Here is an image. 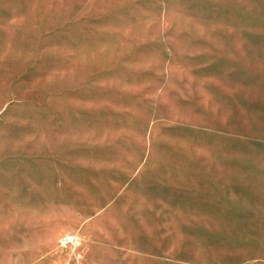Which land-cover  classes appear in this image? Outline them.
Listing matches in <instances>:
<instances>
[{
	"label": "rangeland",
	"instance_id": "1",
	"mask_svg": "<svg viewBox=\"0 0 264 264\" xmlns=\"http://www.w3.org/2000/svg\"><path fill=\"white\" fill-rule=\"evenodd\" d=\"M0 58L53 163L38 216L0 204V264H205L206 233L264 264V0H0Z\"/></svg>",
	"mask_w": 264,
	"mask_h": 264
},
{
	"label": "crops",
	"instance_id": "2",
	"mask_svg": "<svg viewBox=\"0 0 264 264\" xmlns=\"http://www.w3.org/2000/svg\"><path fill=\"white\" fill-rule=\"evenodd\" d=\"M29 63L6 68L0 58V204L11 206L6 207L16 214L11 218H19V213L34 218L40 205L52 202L51 114L45 99L34 98V70ZM203 237L204 257H209L205 264H245L259 256L257 233ZM243 243H251L246 258ZM164 253L174 258L167 250ZM188 253L184 260L194 256Z\"/></svg>",
	"mask_w": 264,
	"mask_h": 264
}]
</instances>
